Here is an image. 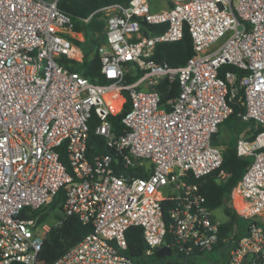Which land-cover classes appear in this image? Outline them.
Wrapping results in <instances>:
<instances>
[{"label":"built area","instance_id":"1","mask_svg":"<svg viewBox=\"0 0 264 264\" xmlns=\"http://www.w3.org/2000/svg\"><path fill=\"white\" fill-rule=\"evenodd\" d=\"M167 1L158 10L149 0L115 3L84 19L101 12L105 22L97 52L107 83L97 84L58 60L81 62L73 39L83 35L57 0H0V264H134L123 254L131 226L142 229L146 256L166 246L171 252L163 256L174 251L183 264H201L210 252L217 259L209 264H264V226L255 218L264 212V0ZM140 21L164 31L143 36ZM185 29L195 54L184 65L149 59L156 44L180 40ZM130 64L131 75L141 74L126 82ZM225 64L241 74L220 76ZM164 78L176 79L179 93L162 103L155 87ZM240 90L237 117L260 131L236 139L237 156L250 162L233 188L238 205H230L251 223L230 249H216L223 221L213 218L193 180L221 167L222 149L212 138L232 113L228 91L235 98ZM126 102V132L114 135L108 117ZM93 113L95 133L111 152L89 157ZM139 166L147 177L128 172ZM60 189V220L27 216ZM167 197L168 223L161 204ZM72 216L92 230L60 255L48 251L51 233Z\"/></svg>","mask_w":264,"mask_h":264},{"label":"trees","instance_id":"2","mask_svg":"<svg viewBox=\"0 0 264 264\" xmlns=\"http://www.w3.org/2000/svg\"><path fill=\"white\" fill-rule=\"evenodd\" d=\"M128 2L129 0H57L58 8L70 17L74 31L82 33L83 35L82 41L73 39L79 46L83 44L80 46L83 53L82 61L77 62L68 60L64 57L58 60L61 63H65L66 67L70 70L79 72L93 83H107V79L100 72V60L97 52V47L105 42L103 32L105 22L102 18L103 14L101 12L94 13L87 22H85L84 19L104 6L115 3L126 5ZM167 3L170 5L169 2ZM150 8L152 10H157L152 5H150ZM140 29L143 36L148 37L162 33L164 31V26L147 24L144 21H140ZM194 54L191 37L185 29L180 40L171 43L156 44L153 55L149 59L158 64L179 67L184 65ZM226 70L235 71L238 75L241 74V71H237L234 67L225 64L220 68L219 75L223 76ZM140 74L141 73L138 75ZM138 75L133 76L127 74L126 82H132ZM155 89L160 93L162 103H165L169 99L176 98L179 93V86L176 79L170 83L167 78H164L156 85ZM240 98L242 99V90H240L239 95L235 98L231 97L229 91L226 96L227 102L232 107V113L224 121L229 119L232 120L229 127L235 131V138L233 142H231L230 139L224 140L221 143L215 142L216 140L214 141L215 145L224 146L222 150L223 158L221 167L200 179L193 180L199 184L207 206L211 209H220L224 214L225 218L219 226L221 240L216 246V249L219 247H225L227 250L230 249L241 236L247 233L251 223L249 220L239 218L230 205L231 194L234 191L233 188L241 178L246 165L250 162L248 158L237 156L235 142L242 132L248 130L249 127H254L253 122H242L237 117V112L244 108ZM127 109H129V102L124 104L123 111L118 115H109L108 119L111 124V131L114 135H120L126 132V127L121 119ZM98 123V118L93 113L88 121L87 155L89 157L93 154L111 152V150L105 146L103 138L95 133V127ZM240 123L243 127L240 130H236V126ZM259 131L260 128L255 129L253 134L246 138L253 139ZM60 158L64 163H67L64 150L60 152ZM221 171L225 174L223 177L219 175ZM128 172L140 177L148 176V173H146L141 166L135 169H129ZM190 180H192V177H190ZM64 200L65 192L63 189H60L48 205L31 212L27 211L26 214L29 217H34L39 223H54L62 218V205ZM161 204L163 218L165 222L168 223V213L173 205V200L167 197ZM91 230V224H82L76 216H72L63 230L57 227L56 230L51 233L47 243V250L52 253L56 251L55 254L60 255L69 246L79 242ZM125 239L127 248L123 251V254L131 259L134 264H183L180 256L171 257V255H169L157 257L155 254L146 256L145 252L147 246L142 236V229L138 226L129 227L125 232ZM222 239H225V241H222Z\"/></svg>","mask_w":264,"mask_h":264},{"label":"rangeland","instance_id":"3","mask_svg":"<svg viewBox=\"0 0 264 264\" xmlns=\"http://www.w3.org/2000/svg\"><path fill=\"white\" fill-rule=\"evenodd\" d=\"M167 2H168L167 0H150V1H149V4L152 5L154 8H156V9L158 10V9L166 8V7H167ZM227 36H228V35H227ZM227 36H225L224 38H222V39H220L218 42H216V43L214 44V47L217 48L218 46H220V44L224 41V39H225ZM82 45H83V44H80V46H82ZM131 66H132V65L130 64V71H131L130 75L133 74V72H134V69H133V67H131ZM117 105H118V104L115 103V107H117ZM231 123H232V120L229 119V120L224 121L223 123H221V124L219 125V127H218L219 130H218V133H217V135H216V141H215V142H217V143H221V142H223L224 140H228V139H230L231 142L234 141V138H235V131L229 127V126L231 125ZM242 127H243V126H242V124L240 123V124H238V125L236 126V130H240ZM255 129H257V128H255V127H251V128H250V127H249L248 130H246V132H242V133H243L242 136L250 137V136L253 134V132H254ZM215 142H213V143L215 144ZM223 148H224V146H221V149H222V150H223ZM213 218H214L216 221L221 222V221L224 220L225 217H224V214L222 213V211H221L220 209H215V210L213 211ZM255 218H256V221H257V223H258L259 225L264 226V212H263L262 214H260V215L255 216ZM175 256H176V254H175V252L173 251V252L171 253V257H175ZM210 258H211L212 260H216V259H217V254H216L215 252L207 253V254L205 255V258L202 259L201 264H209V263H208V260H209Z\"/></svg>","mask_w":264,"mask_h":264},{"label":"water","instance_id":"4","mask_svg":"<svg viewBox=\"0 0 264 264\" xmlns=\"http://www.w3.org/2000/svg\"><path fill=\"white\" fill-rule=\"evenodd\" d=\"M213 141L216 140V135H213ZM170 249L166 246H161L159 247L158 249L155 250L154 254L157 256V257H161L163 255H167V254H170Z\"/></svg>","mask_w":264,"mask_h":264},{"label":"bare ground","instance_id":"5","mask_svg":"<svg viewBox=\"0 0 264 264\" xmlns=\"http://www.w3.org/2000/svg\"><path fill=\"white\" fill-rule=\"evenodd\" d=\"M237 199H238V197L236 195V189H234V191L231 194V203L235 204L237 206L238 205L237 204Z\"/></svg>","mask_w":264,"mask_h":264},{"label":"crops","instance_id":"6","mask_svg":"<svg viewBox=\"0 0 264 264\" xmlns=\"http://www.w3.org/2000/svg\"><path fill=\"white\" fill-rule=\"evenodd\" d=\"M167 6H168V3H167ZM82 40H83V36H82ZM82 40H79V41H82ZM244 132H246V130H245ZM216 135H217V134H216ZM219 146H221V145H219ZM231 191H232V190H231ZM231 191H230V192H231Z\"/></svg>","mask_w":264,"mask_h":264}]
</instances>
